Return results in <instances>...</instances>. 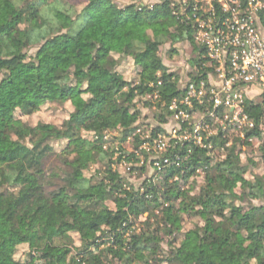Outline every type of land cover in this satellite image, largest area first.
<instances>
[{
	"label": "clouds",
	"instance_id": "clouds-1",
	"mask_svg": "<svg viewBox=\"0 0 264 264\" xmlns=\"http://www.w3.org/2000/svg\"><path fill=\"white\" fill-rule=\"evenodd\" d=\"M0 264H264V0H0Z\"/></svg>",
	"mask_w": 264,
	"mask_h": 264
}]
</instances>
